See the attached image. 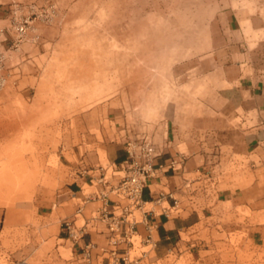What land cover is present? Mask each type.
<instances>
[{"label":"rangeland","instance_id":"rangeland-1","mask_svg":"<svg viewBox=\"0 0 264 264\" xmlns=\"http://www.w3.org/2000/svg\"><path fill=\"white\" fill-rule=\"evenodd\" d=\"M13 1L32 0H5L3 7L8 10ZM49 5L51 18L34 23L36 41L31 34L15 47L7 36L5 45L0 211L3 223L10 215L14 230L12 246L0 248L1 264H9L11 248L16 253L26 244L44 245L47 235L29 233L26 226L36 224L68 183L69 152L94 136L125 143L129 132L150 135L147 127L157 130L178 110L196 108L203 72L211 70L205 57L223 28L221 16L235 13L242 24L257 16L264 21V0H50ZM225 153L224 174L248 179V158ZM225 239L219 252L226 262L264 264V251L256 260L236 235Z\"/></svg>","mask_w":264,"mask_h":264},{"label":"crops","instance_id":"crops-1","mask_svg":"<svg viewBox=\"0 0 264 264\" xmlns=\"http://www.w3.org/2000/svg\"><path fill=\"white\" fill-rule=\"evenodd\" d=\"M249 21L242 24L230 12L221 16L223 28L205 57V67L211 70L203 72V92L196 108L178 110L157 130L147 127L150 135H138L156 145L157 167L172 160L179 163L177 171H157L144 191L146 208L152 212L137 231L147 238L148 225L152 226L157 245L145 264H235L219 252L230 235H236L243 248L249 246L256 260L264 251V21L260 16ZM129 137L134 136L129 132L125 138ZM92 139L69 152L68 183L54 204L38 214L36 224L26 226L29 233L47 235L44 245L26 244L16 253L11 248L8 258L30 263L33 258L38 264H106L99 250L92 252L90 262L81 254L84 243L104 245L106 237L105 224L92 219L102 206L92 197L103 189L82 170L93 175L103 167L109 187L116 185L124 175L121 165L127 152L121 139ZM225 152L248 158V179L232 180L224 174ZM164 195L160 203H153ZM8 216L3 223L0 211L3 249L12 246L14 229ZM67 218L88 227L84 242L77 246L63 232Z\"/></svg>","mask_w":264,"mask_h":264},{"label":"built area","instance_id":"built-area-1","mask_svg":"<svg viewBox=\"0 0 264 264\" xmlns=\"http://www.w3.org/2000/svg\"><path fill=\"white\" fill-rule=\"evenodd\" d=\"M3 1L5 0H0V92L8 83L5 49L7 36H10L15 47L26 41L31 34V40L36 41L39 35L35 33V21H48L51 18L50 0H32L28 3L13 1L8 10L3 7L6 5ZM1 21L8 22L9 25L1 26ZM124 145L127 152V158L121 165L124 175L116 185L109 187L103 167L93 175L88 169L82 170L83 174L92 177V183L94 182L98 189H103L92 197L102 202L92 219L106 226L104 245L93 242L83 244L81 254L87 262H90L92 252L99 250L106 264H145L157 247L151 235L152 226L148 225L150 235L147 238H141L137 231V225L146 222V214L152 212L147 210L143 194L150 181L156 179L157 171H177L179 163L172 160L157 167L158 150L147 136L129 137ZM163 198L165 195L153 203H160ZM78 213H81V209ZM62 229L73 246L84 242L88 234L87 225H78L74 218L65 219ZM9 264L32 263L23 259L10 260Z\"/></svg>","mask_w":264,"mask_h":264}]
</instances>
